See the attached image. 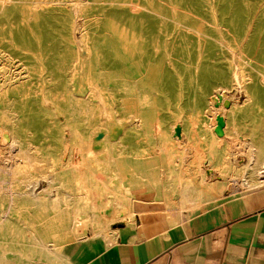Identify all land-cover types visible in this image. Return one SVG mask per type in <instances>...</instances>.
Listing matches in <instances>:
<instances>
[{
	"label": "rangeland",
	"instance_id": "374dc122",
	"mask_svg": "<svg viewBox=\"0 0 264 264\" xmlns=\"http://www.w3.org/2000/svg\"><path fill=\"white\" fill-rule=\"evenodd\" d=\"M261 188L264 0H0V264Z\"/></svg>",
	"mask_w": 264,
	"mask_h": 264
},
{
	"label": "crops",
	"instance_id": "0c3cea01",
	"mask_svg": "<svg viewBox=\"0 0 264 264\" xmlns=\"http://www.w3.org/2000/svg\"><path fill=\"white\" fill-rule=\"evenodd\" d=\"M140 217L111 228V238L72 239L53 257L18 264H264V188L194 212Z\"/></svg>",
	"mask_w": 264,
	"mask_h": 264
},
{
	"label": "bare ground",
	"instance_id": "6f19581e",
	"mask_svg": "<svg viewBox=\"0 0 264 264\" xmlns=\"http://www.w3.org/2000/svg\"><path fill=\"white\" fill-rule=\"evenodd\" d=\"M7 1V0H6ZM9 3V2H8ZM137 12V11H136ZM139 76V75H138ZM131 77V76H130ZM128 79V78H127ZM132 79H135V78H131V80ZM138 79V78H137ZM136 80V79H135ZM133 82H135V81H133ZM132 84V83H131ZM127 86V85H126ZM128 87V86H127ZM133 88V87H132ZM124 89H126V88H124ZM128 89H129V87H128ZM131 89V88H130ZM131 91V90H130ZM127 92V91H126ZM129 92H127V95H129L128 94ZM124 96H125V93H124ZM127 97V96H126ZM129 97V96H128ZM127 97V98H128ZM125 100V99H124ZM127 100V99H126ZM129 100V99H128ZM131 100V99H130ZM125 102V101H124ZM130 103H131V101H130ZM128 104V103H127ZM134 105H135V103H134ZM236 106H238L237 105V103L236 104H234V107L236 108ZM228 110V109H227ZM229 112V111H228ZM231 115V114H230ZM233 116V115H232ZM212 120V119H211ZM210 122V121H209ZM233 123V122H232ZM225 124V123H224ZM210 125H213V123L212 124H210ZM213 126H215V125H213ZM224 126V125H223ZM230 127V126H229ZM233 129V128H232ZM213 131H214V129H213ZM233 131V130H232ZM211 134V133H210ZM233 134V133H232ZM220 135V134H219ZM235 135V134H234ZM216 136V135H215ZM215 136H212V142L213 143H216V142H221V143H226V144H229V145H233L234 144V142H235V139H234V136H229V135H224V134H222L221 136H220V138L219 139H217ZM236 136V135H235ZM238 136V135H237ZM236 136V137H237ZM239 138H240V136H239ZM238 140V139H237ZM246 143V142H245ZM217 144V143H216ZM219 144V143H218ZM214 145V144H213ZM223 145V144H222ZM248 145V144H247ZM125 146V145H124ZM210 146V145H209ZM241 146V145H240ZM211 147V146H210ZM213 147V146H212ZM219 147V146H218ZM233 147V146H232ZM250 147V146H249ZM209 149V148H208ZM213 149V148H212ZM214 149H215V147H214ZM218 149V148H217ZM250 149V148H249ZM210 150V149H209ZM216 150V149H215ZM145 151V150H144ZM211 151V150H210ZM213 152V151H212ZM215 152V151H214ZM144 153V152H143ZM142 153V154H143ZM201 154V153H200ZM136 156H140V155H136ZM142 157V156H141ZM199 158H200V156H199ZM201 159V158H200ZM198 160V159H197ZM202 165V164H201ZM202 167V166H201ZM199 170L200 169H198V172H199ZM206 172V171H205ZM199 173H201V172H199ZM203 175V174H202ZM199 177V176H198ZM201 177V176H200ZM212 178H216V177H212ZM202 178H200V180H201ZM201 183V182H200ZM224 184V183H223ZM131 185V184H130ZM213 186V185H212ZM225 187H226V185H223V186H220V187H216L217 189H218V191L219 190H222V189H225ZM131 188V187H130ZM5 219V218H4ZM0 223H1V219H0ZM1 226V225H0ZM4 227V226H3ZM2 228V227H1Z\"/></svg>",
	"mask_w": 264,
	"mask_h": 264
},
{
	"label": "water",
	"instance_id": "95a60500",
	"mask_svg": "<svg viewBox=\"0 0 264 264\" xmlns=\"http://www.w3.org/2000/svg\"><path fill=\"white\" fill-rule=\"evenodd\" d=\"M216 119H217V124L219 125V126H222L223 125V117L221 116V115H217L216 116Z\"/></svg>",
	"mask_w": 264,
	"mask_h": 264
}]
</instances>
